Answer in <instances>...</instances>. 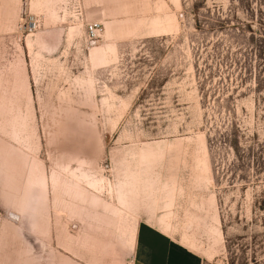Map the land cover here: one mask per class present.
I'll return each mask as SVG.
<instances>
[{
    "label": "rangeland",
    "instance_id": "374dc122",
    "mask_svg": "<svg viewBox=\"0 0 264 264\" xmlns=\"http://www.w3.org/2000/svg\"><path fill=\"white\" fill-rule=\"evenodd\" d=\"M141 220L264 264V0H0V264H130Z\"/></svg>",
    "mask_w": 264,
    "mask_h": 264
},
{
    "label": "crops",
    "instance_id": "0c3cea01",
    "mask_svg": "<svg viewBox=\"0 0 264 264\" xmlns=\"http://www.w3.org/2000/svg\"><path fill=\"white\" fill-rule=\"evenodd\" d=\"M130 264H203V260L156 225L141 220L135 228Z\"/></svg>",
    "mask_w": 264,
    "mask_h": 264
},
{
    "label": "built area",
    "instance_id": "2783aa9c",
    "mask_svg": "<svg viewBox=\"0 0 264 264\" xmlns=\"http://www.w3.org/2000/svg\"><path fill=\"white\" fill-rule=\"evenodd\" d=\"M37 28V21L34 17L29 18L24 26V30L31 33L35 31ZM101 31V25L98 22H91L87 26V32L91 37L98 36L99 32Z\"/></svg>",
    "mask_w": 264,
    "mask_h": 264
}]
</instances>
